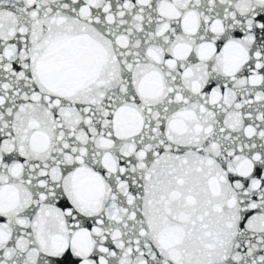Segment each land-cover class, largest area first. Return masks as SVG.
Masks as SVG:
<instances>
[{
	"label": "snow or ice",
	"instance_id": "obj_1",
	"mask_svg": "<svg viewBox=\"0 0 264 264\" xmlns=\"http://www.w3.org/2000/svg\"><path fill=\"white\" fill-rule=\"evenodd\" d=\"M0 264H264V0H0Z\"/></svg>",
	"mask_w": 264,
	"mask_h": 264
}]
</instances>
